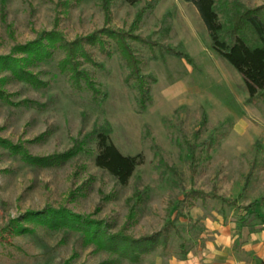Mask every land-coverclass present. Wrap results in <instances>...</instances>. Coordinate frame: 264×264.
Returning <instances> with one entry per match:
<instances>
[{
	"label": "rangeland",
	"instance_id": "rangeland-1",
	"mask_svg": "<svg viewBox=\"0 0 264 264\" xmlns=\"http://www.w3.org/2000/svg\"><path fill=\"white\" fill-rule=\"evenodd\" d=\"M104 2L0 0V55L44 32L55 30L72 40L108 25L144 38L129 40L142 71L155 78L151 101L140 110L137 86L126 79L128 67L114 43L106 51L91 46L93 60L82 63L100 89L97 96L86 86H74L59 69L60 48L28 66L44 84L0 69L6 96H0V136L47 155L108 124L119 149L141 157L121 184L95 163L94 139L55 165L30 163L0 145V264H101L112 256L118 257L116 264H184L209 243L217 245L222 235L231 233L237 248L264 228V205L259 206L264 200V98L248 100L241 73L212 47L193 2ZM192 143L197 144L194 170ZM190 189H216L227 201L210 195L188 205L184 198ZM230 200L255 205L239 208ZM49 207L103 220L112 231L126 227L135 237L168 225V247L158 245L133 261L99 248L69 226L30 219L23 220L30 230H12L13 218Z\"/></svg>",
	"mask_w": 264,
	"mask_h": 264
},
{
	"label": "trees",
	"instance_id": "trees-1",
	"mask_svg": "<svg viewBox=\"0 0 264 264\" xmlns=\"http://www.w3.org/2000/svg\"><path fill=\"white\" fill-rule=\"evenodd\" d=\"M104 1L107 2V0ZM187 1L193 2L198 9L207 27L212 47L241 73L249 93L248 100L264 98V4L250 7L238 0ZM130 38L144 40L138 34L108 25L86 35H79L72 40L66 39L55 30L48 31L25 43L17 44L11 54L0 55V69H6L16 78L30 81L32 84H44L45 82L38 77V74L28 66L30 63L47 59L53 53L54 48H60L63 55L57 62L59 69L67 74L74 86L78 88L86 86L97 96L100 89L82 63L84 59L93 60L89 50L91 46H98L101 50L106 51V46L114 43L128 67L126 79L132 80L137 86L138 105L140 110H144L151 101V82L155 78L142 71V61L136 55ZM170 51L183 55L180 51L175 52L173 49ZM17 52L22 55H17ZM0 96L6 98L1 87ZM205 119L204 116L203 121ZM200 131L201 129L197 128L194 135L197 137ZM110 132V125L100 126L92 131L93 135L88 134L82 140L76 139L74 145L69 149L47 155L32 154L23 142H14L2 136H0V145L19 154L30 163L55 165L63 163L78 153L83 149V143L87 140L94 139L96 143L95 163L109 171L119 183L125 184L140 163L141 157L140 154L132 155L122 152L112 141ZM211 146L212 142L209 143V148ZM196 149L197 144L189 145L193 170L196 163ZM141 195L140 192L139 196L141 197ZM210 195L227 201V198L218 193L216 189L212 193L201 189H190L186 192L184 199L188 205H194L196 199L205 200ZM262 198L264 199V195ZM229 202L239 208L247 209L255 205L254 201L245 205L239 204L237 200ZM30 219L50 226L62 225L79 229L87 241L95 243L96 246L106 249L111 254H117L133 261H138L143 253L158 245L167 248L170 238L168 225L164 226V230L135 237L127 231L126 227L112 231L103 220H96L65 207L29 210L12 219V230L16 232L30 230L31 228L23 224V220ZM118 261V257L112 256L101 264H116Z\"/></svg>",
	"mask_w": 264,
	"mask_h": 264
},
{
	"label": "crops",
	"instance_id": "crops-1",
	"mask_svg": "<svg viewBox=\"0 0 264 264\" xmlns=\"http://www.w3.org/2000/svg\"><path fill=\"white\" fill-rule=\"evenodd\" d=\"M260 205L263 207L264 200ZM233 239L231 233L229 236L222 235L216 240L217 245L209 243L207 245L209 249L204 246L198 251V257L188 256L184 264H264V228L252 232L249 240L237 248Z\"/></svg>",
	"mask_w": 264,
	"mask_h": 264
}]
</instances>
